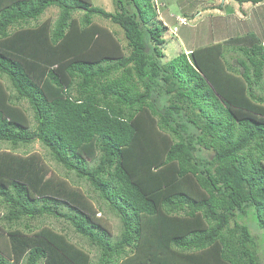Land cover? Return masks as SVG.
I'll return each instance as SVG.
<instances>
[{"label": "trees", "instance_id": "16d2710c", "mask_svg": "<svg viewBox=\"0 0 264 264\" xmlns=\"http://www.w3.org/2000/svg\"><path fill=\"white\" fill-rule=\"evenodd\" d=\"M115 5L0 0V264H262L263 44L163 62L150 0ZM36 141L64 174L17 152Z\"/></svg>", "mask_w": 264, "mask_h": 264}, {"label": "rangeland", "instance_id": "374dc122", "mask_svg": "<svg viewBox=\"0 0 264 264\" xmlns=\"http://www.w3.org/2000/svg\"><path fill=\"white\" fill-rule=\"evenodd\" d=\"M88 1L90 6L99 7L105 12L115 13L117 11L116 0ZM150 3L151 11L155 14V17L144 29L147 32L148 28L158 24L166 28L162 35L163 43L158 47L163 55V62H168L180 54H187L189 58L191 50L218 42L228 44L230 47L228 52L232 54L235 49L234 40L244 38L248 33L255 34L264 46V1L257 4L244 3L241 5L233 0H150ZM57 14L58 12L55 8L48 9L41 20L50 19L53 22ZM81 14V12L76 13L75 16L78 18ZM93 20L96 24L112 31L123 47L124 54H129L123 31L118 25L113 24L109 20H101L98 17H94ZM145 39L148 40L147 33ZM228 40L234 43H228ZM151 50L152 45H148L147 51ZM6 148L9 147L6 146ZM17 152L40 153L50 167L57 170L60 174H64V171L50 159L46 150L37 141L30 145L19 147ZM68 178L74 177L72 174H68ZM81 185L83 190H89L86 183ZM93 201L95 203V200ZM101 216L106 229L115 235L119 227L117 219L108 213ZM42 224L50 225L57 230L66 229L69 231V238L72 241L80 242V238L72 232L67 222L63 220L48 219L42 221ZM248 225L254 237L259 238L260 242H262V234L254 227V224ZM259 253L261 259H263L261 262L264 264L263 251L259 250Z\"/></svg>", "mask_w": 264, "mask_h": 264}]
</instances>
